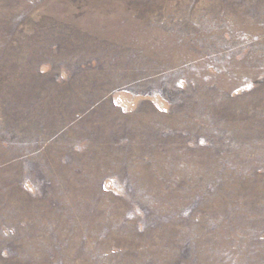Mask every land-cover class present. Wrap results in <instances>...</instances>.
Returning a JSON list of instances; mask_svg holds the SVG:
<instances>
[{
    "label": "rangeland",
    "instance_id": "1",
    "mask_svg": "<svg viewBox=\"0 0 264 264\" xmlns=\"http://www.w3.org/2000/svg\"><path fill=\"white\" fill-rule=\"evenodd\" d=\"M0 264H264V0H0Z\"/></svg>",
    "mask_w": 264,
    "mask_h": 264
}]
</instances>
